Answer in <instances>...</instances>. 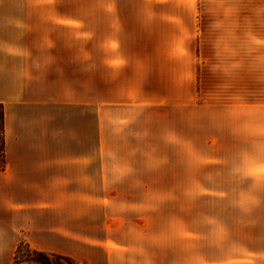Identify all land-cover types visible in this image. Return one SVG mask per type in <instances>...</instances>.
Wrapping results in <instances>:
<instances>
[{
  "label": "rangeland",
  "instance_id": "rangeland-1",
  "mask_svg": "<svg viewBox=\"0 0 264 264\" xmlns=\"http://www.w3.org/2000/svg\"><path fill=\"white\" fill-rule=\"evenodd\" d=\"M150 14L187 20L190 13ZM175 31L133 29L125 36L118 29L115 36L102 29L101 39L116 37L115 47L102 42L95 59L79 61V104L55 106L53 141L36 145L52 148L42 157L54 164L50 186H34L23 169L26 178L9 182V164L27 169L39 157L12 155L31 142L13 143L3 130L0 171L8 165V172L0 180V264H28L26 251L61 264H218L222 255H234L239 238L231 231L242 225L254 233L264 216V172L252 170L264 169V154L254 147L264 143V45L252 58L256 45L246 43L245 76L237 81L240 61H212L203 50L195 57L194 38H173ZM222 46L225 55L236 54L232 45ZM114 60L120 63L113 66ZM53 62L73 80L65 69L75 61ZM65 93L72 97V90ZM242 102L244 109L233 108ZM259 230L248 239H264V226Z\"/></svg>",
  "mask_w": 264,
  "mask_h": 264
},
{
  "label": "crops",
  "instance_id": "crops-1",
  "mask_svg": "<svg viewBox=\"0 0 264 264\" xmlns=\"http://www.w3.org/2000/svg\"><path fill=\"white\" fill-rule=\"evenodd\" d=\"M176 1L178 2L175 3V0L173 3H169V0H0V105L4 112L5 135L6 139L16 144L25 139L31 142L28 148H15L12 155L39 157L32 163L26 164L27 169L20 159L21 169H17L16 163L9 164L12 168L9 182L21 180L20 175H24L21 172L23 169L31 172L26 175L29 180L34 181L36 187L45 188L53 183L51 174L54 171V164L42 161V157L53 154L52 148L36 145L53 141L56 119L52 114L55 106L72 108L79 104L74 95V91L78 90L79 86V61L95 59V45L99 53L102 42L115 41L116 37L111 39L113 36L108 40H102V29L103 32L108 29V33L115 36L119 33L118 29L119 31L124 29L125 36H132L133 29H140V35H145L146 31L148 33L160 31L161 28L169 31L176 29L172 33L173 38L182 37L184 33L190 37L191 42L194 38L195 57L203 50L205 58L212 61L235 59L241 63H237L236 80L238 81L240 76H245L246 43L256 45L254 47L256 52L252 58L256 57L257 50L261 53L264 45V33L261 32L264 27V0H220L218 4L206 3L201 6L181 4L179 0ZM177 11L189 12V18L178 20L173 18L174 14L167 17L150 14ZM182 24L190 26L186 32L180 27ZM197 24L206 25L203 33L202 26L199 29ZM127 29H131L132 33L127 32ZM171 40L175 44H179L180 40L182 43L185 42L184 39ZM223 44L232 45L236 54L225 55ZM87 45H92V55L86 52ZM182 49L184 52L186 46ZM53 61H75L70 68L65 69L72 75L73 80L65 79L64 76L69 74L63 75L64 70L56 68ZM210 66L213 67V64ZM208 73L210 75L211 72ZM219 75L220 72L211 73V76ZM243 86V82L236 84V90ZM58 89L60 92L55 91ZM69 89L72 90V97L65 93L69 92ZM244 104L236 103L233 108L244 109ZM27 110L31 114L26 115ZM256 137L261 138V135ZM236 140L238 141L239 138L237 137ZM236 150L238 152L239 149ZM260 166L257 165L252 170L259 169ZM6 167L8 168V165ZM7 168L0 171V180L5 179ZM0 187H4L2 181ZM224 199L225 197L222 196V200ZM243 216L250 218L253 215H238L241 218H244ZM262 221L264 216H260L254 233L246 231L242 225L241 231L235 234L231 231V236L236 235L239 238L237 242L235 241L234 255L231 257L222 255L218 264H264V239L261 236L254 237L252 241L248 239L252 234L256 236L261 233L259 229L264 226ZM221 235L224 237L222 239L224 243L225 236H229L228 228L226 231L223 227Z\"/></svg>",
  "mask_w": 264,
  "mask_h": 264
},
{
  "label": "trees",
  "instance_id": "trees-1",
  "mask_svg": "<svg viewBox=\"0 0 264 264\" xmlns=\"http://www.w3.org/2000/svg\"><path fill=\"white\" fill-rule=\"evenodd\" d=\"M0 124H1V132L0 134L2 135V132L4 130V112H3V107L2 105H0ZM26 256H29L28 259L26 260V262H28V264H61V263H51L49 262L48 259V255L41 253V252H32L29 254V252L26 251ZM52 258H54L55 261H63L64 258L60 257V256H51ZM65 261H68V259H65ZM17 262V261H16ZM19 264V263H18Z\"/></svg>",
  "mask_w": 264,
  "mask_h": 264
},
{
  "label": "clouds",
  "instance_id": "clouds-1",
  "mask_svg": "<svg viewBox=\"0 0 264 264\" xmlns=\"http://www.w3.org/2000/svg\"><path fill=\"white\" fill-rule=\"evenodd\" d=\"M254 147L258 148L259 151H260L262 154H264V143H262V144H260V145H254ZM247 167H248V161H245L243 167H241L239 170H240L242 173H244V172L246 171Z\"/></svg>",
  "mask_w": 264,
  "mask_h": 264
},
{
  "label": "snow or ice",
  "instance_id": "snow-or-ice-1",
  "mask_svg": "<svg viewBox=\"0 0 264 264\" xmlns=\"http://www.w3.org/2000/svg\"><path fill=\"white\" fill-rule=\"evenodd\" d=\"M57 22L58 23H69V22H66V21H57ZM107 46L110 47V48H114L115 47V45L112 44V43H109ZM111 63L113 64V66H115V65H118L120 63V61L114 60V61H111ZM257 171L264 172V169H258Z\"/></svg>",
  "mask_w": 264,
  "mask_h": 264
}]
</instances>
